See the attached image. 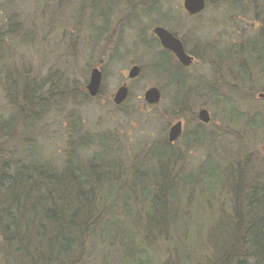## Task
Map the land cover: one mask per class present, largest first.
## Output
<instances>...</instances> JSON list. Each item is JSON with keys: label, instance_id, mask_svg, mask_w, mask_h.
Here are the masks:
<instances>
[{"label": "rangeland", "instance_id": "1", "mask_svg": "<svg viewBox=\"0 0 264 264\" xmlns=\"http://www.w3.org/2000/svg\"><path fill=\"white\" fill-rule=\"evenodd\" d=\"M67 1L0 0L2 31L8 30L4 29L3 23L6 19L11 21L13 15L15 21L29 22L35 31L32 42L26 47L15 48L14 44L18 49V66L26 62L24 75L27 73L33 77L32 73H35L36 80L44 85L43 89L55 81L63 89L65 87L67 93L58 99L59 102L63 98L62 109L57 110L58 104L46 112L44 121L40 122L45 125L42 142L46 155L54 157L58 164L62 162L68 135L76 133L75 122L78 121V128L82 124L85 133H113L115 146L121 145L124 150V160L137 155V159L142 161L161 138L168 142L170 127L182 121L183 136L171 147L175 165H170L168 172L171 181L178 180L175 193L178 203L173 211H179V216L169 222L172 234L169 248L178 249L177 252L168 251L166 244L161 245L160 238L165 236L154 237L161 230V213L156 214L150 196L144 198L148 190L163 183L164 177L160 176L163 167L156 170L157 178L150 168L144 170L145 177H129L143 203L140 208L143 217L135 215V220L126 219L125 226L136 242H140L144 229L153 234L147 238L145 247L148 251L142 255L150 257L146 264H170L168 254L171 253H176L181 260L174 264H185L183 257L186 254L195 257L193 261H196L201 251L207 252L204 258L207 261L215 250L220 251L227 246L235 227L231 215V175L226 174L225 180L218 171L210 178L204 172L209 170V165H244L248 152L252 158L249 171L264 181V126L252 129L255 116L260 121L264 120V97L259 96L264 94V76L261 74L259 79L254 75L247 81L241 77L247 71L249 75L260 72L264 64H254L252 54L247 52L241 53L244 56H237L236 61L229 56H219L227 51L230 55L234 49L242 50L241 45L244 44L250 47L249 53L253 48L261 53L259 47L253 46L259 28L253 11L234 8L227 3L231 0H207L203 12L190 16L183 7L184 0H161L165 18L153 12L142 15L146 0H118L107 15L97 17L98 22L106 23L104 32H100L98 37L97 23L90 22L97 20L93 16L97 13L93 7L85 5L83 10L79 0L71 6ZM103 2L105 0H100L101 8L107 5H102ZM138 14L142 16L137 18ZM157 26L187 41V49L195 59L192 66L185 68L183 75L174 72L178 76L173 78V74L163 73L162 48L157 46L153 33ZM12 38L8 36L9 43H12ZM149 43L154 44L153 49ZM169 61L172 63L170 66L176 62L173 58ZM238 63L248 65V70L240 68ZM133 65L141 66L142 71L136 79H129L128 73ZM95 67L102 71L103 78L99 94L92 97L86 87ZM182 76L188 77V88L176 89L170 80H179ZM123 84H127L129 96L123 104L116 105L113 98ZM151 87L161 91V101L156 105L144 99L145 91ZM201 108L209 111V124L198 120ZM8 109V101L0 89V112ZM204 136H209L213 144ZM246 144L249 150L242 151L241 147ZM210 153L215 156L207 163L205 159ZM93 154L92 148H86L82 158L86 161ZM165 163L163 160L162 165ZM165 190L158 197L162 204L167 194ZM103 247V251L99 249L92 253L94 249L89 246L87 251L92 254L84 264H132L122 249L109 248L106 244ZM161 252L168 254L165 256ZM21 260L19 257V262ZM245 262L256 263L249 257Z\"/></svg>", "mask_w": 264, "mask_h": 264}, {"label": "trees", "instance_id": "2", "mask_svg": "<svg viewBox=\"0 0 264 264\" xmlns=\"http://www.w3.org/2000/svg\"><path fill=\"white\" fill-rule=\"evenodd\" d=\"M117 1L105 0L102 5H107L102 8L100 0L78 2L83 10L85 5L93 7L94 12H97L93 16L97 19L103 14L107 15V11L113 9ZM74 2L75 0H68L67 5L71 6ZM161 2L146 0L142 15L153 12L165 17V13L161 11ZM227 3L236 9L246 8L253 11L259 27L253 46L259 47L261 53L256 48H253L254 52L249 53L250 47L244 44L241 45L242 50L234 49L230 55H227V51L219 56H229L236 61L237 56L247 52L252 54L254 64H264V0H231ZM142 15L138 14L137 18ZM133 21L131 20V23ZM90 22L97 23L95 28L99 37L100 32L105 30L106 23L103 25L98 19ZM3 26L8 30L0 29V89L8 101L9 109L0 112V261L3 264H84L96 250L103 251V245L106 244L109 248L122 249L123 255L129 258L132 264L148 263L149 255L146 258L142 255L148 251L145 247L147 238L153 234L144 229L140 242H136L133 234L126 231V219L143 217V211L140 209L143 203L129 177H145L144 170L150 168L157 178L159 174L156 170L161 167L163 171L160 176L164 177L163 183L148 190L144 198L150 196L156 214L161 213V230L154 237L165 236L160 238L161 245L166 244L168 251L177 252L178 249L169 248L172 239L169 222L179 216V211H173L178 203L175 194L178 180L171 181L168 173L169 166L175 161L169 141L161 138L149 151L151 154L142 161L137 159V155L132 156L130 160H124V150L121 145L115 146L113 133H85L83 125L78 128L76 121L77 131L68 135L65 156L58 164L54 157L46 155L42 142L45 125L40 122L44 121V114L58 104L57 110L62 109L63 98L59 102L58 99L66 96L65 87L63 89L54 81L50 87L43 89L44 85L36 80L35 73H32L33 77L27 76V73L24 75L25 61L18 66V49L15 48H24L30 44L35 32L29 22L15 21L13 15L11 21L6 19ZM9 35L13 37V44L9 43ZM155 40L160 47L159 41L156 38ZM184 42L187 47V41ZM14 44L18 46L15 45L14 48ZM149 46L153 49L154 44L149 43ZM161 50L163 73L173 74V78L178 76L176 72L183 75L185 68L177 61L170 66L172 63L169 60L174 57L168 51ZM238 65L248 70V65ZM263 67L260 72L251 73L249 70L251 75L247 71L241 77L246 81L253 79L254 75L260 79L261 74L264 76ZM170 82L176 85V89H187V84L190 83L187 76ZM263 126L264 120L260 121L255 116L252 129H261ZM204 137L213 144L209 136ZM245 146L241 147L242 151L249 150L247 144ZM86 148H92L94 154L85 161L82 152ZM208 148L212 149L210 146ZM213 154L210 153L205 159L207 163L215 156ZM163 160L165 165H162ZM244 162V165L238 163L236 167L234 163L230 166L209 165V170L204 172L207 178L216 171L220 172L221 178L225 180L226 174L231 175V215L235 231L227 246L223 250H215L214 255L207 261H204L207 252L201 251L196 261H193L195 257L186 254L183 257L185 264H248L245 262L247 257L254 258L255 264H264V181L249 171L252 158L248 152ZM184 178H181L182 182H185ZM164 190L167 194L164 197L165 203L162 204L158 197H161L160 193ZM89 246L94 249L92 253L87 251ZM161 254L167 256L168 253ZM19 257L22 258L20 262ZM168 261L174 264L175 261L181 260L176 253H171L168 254Z\"/></svg>", "mask_w": 264, "mask_h": 264}, {"label": "water", "instance_id": "3", "mask_svg": "<svg viewBox=\"0 0 264 264\" xmlns=\"http://www.w3.org/2000/svg\"><path fill=\"white\" fill-rule=\"evenodd\" d=\"M207 6V0H184L183 7L187 13L190 15H197L205 10ZM153 32L160 40L161 45L173 52L179 62L185 66H190L193 62V56L188 54L185 50V46L182 40L175 35L173 32L168 29L157 26L154 28ZM141 74V67L139 65H133L128 73L129 79H136ZM103 74L102 71L95 67L92 69L90 74V79L87 84V90L90 96L95 97L99 94L101 85H102ZM129 95V88L127 84L121 85L113 98V101L116 105L123 104ZM260 97H264V94H260ZM144 99L149 104L154 105L158 104L161 100V92L157 87H151L147 89L144 93ZM198 120L203 123H209L211 121L210 113L207 109L201 108L198 111ZM182 134V123L181 121H177L170 127L168 133V140L170 142H175ZM264 150V146H263Z\"/></svg>", "mask_w": 264, "mask_h": 264}, {"label": "flooded vegetation", "instance_id": "4", "mask_svg": "<svg viewBox=\"0 0 264 264\" xmlns=\"http://www.w3.org/2000/svg\"><path fill=\"white\" fill-rule=\"evenodd\" d=\"M154 30V29H153ZM154 33V32H153ZM175 34V33H174ZM154 35H155V33H154ZM176 35V34H175ZM154 38H156L158 41H159V44H160V46H161V48L163 49V50H165V51H168L171 55H172V57H174V59L182 66V67H184V68H189L190 66H192V64H193V62H192V64L190 65V66H185V65H183V64H181L180 62H179V60L177 59V57H176V55L173 53V52H171V51H169V50H167V49H165L162 45H161V43H160V40L157 38V36L155 35L154 36ZM180 38V37H179ZM181 40H182V42H183V44H184V46H185V50H186V52L188 53V54H190L191 56H193V61H194V59H195V57H194V55H192L189 51H188V49H187V47H186V45H185V42H184V40L182 39V38H180ZM141 67V66H140ZM131 69V68H130ZM130 71V70H129ZM141 71H142V68H141ZM181 123H182V121H181ZM183 136V123H182V134H181V136L175 141V142H170L169 140V143L172 145V146H174L175 144H176V142L181 138Z\"/></svg>", "mask_w": 264, "mask_h": 264}]
</instances>
